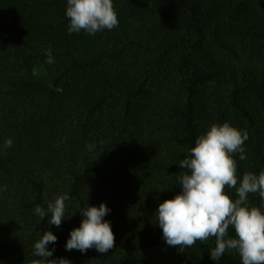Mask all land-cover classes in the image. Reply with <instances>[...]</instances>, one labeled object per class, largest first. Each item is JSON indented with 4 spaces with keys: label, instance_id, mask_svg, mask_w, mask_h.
<instances>
[{
    "label": "trees",
    "instance_id": "16d2710c",
    "mask_svg": "<svg viewBox=\"0 0 264 264\" xmlns=\"http://www.w3.org/2000/svg\"><path fill=\"white\" fill-rule=\"evenodd\" d=\"M113 6L112 30L69 34L67 0H0V264L40 259L34 244L46 230L58 237L50 259L71 264H242L235 250L212 260L215 237L168 246L155 212L213 124L248 133L246 159L231 154L237 186L264 171V0ZM65 193L59 228L35 214ZM101 203L114 248L67 251L79 211ZM248 203L264 211L258 193ZM228 235L237 238L232 226Z\"/></svg>",
    "mask_w": 264,
    "mask_h": 264
},
{
    "label": "clouds",
    "instance_id": "9594fccd",
    "mask_svg": "<svg viewBox=\"0 0 264 264\" xmlns=\"http://www.w3.org/2000/svg\"><path fill=\"white\" fill-rule=\"evenodd\" d=\"M66 17L70 23L68 32L81 31L94 35L102 30L118 26L113 0H67ZM46 63L53 64L51 49L45 50ZM33 69V75H37ZM55 91H62L57 87ZM249 138L246 130H239L224 122L213 124L200 135L190 155L180 161L179 167L187 171L177 176L179 191L172 199H166L156 210L157 226L168 246L192 247L196 241L207 242L215 237V247L209 250L210 258L219 260L226 250L239 253L242 264H264V211L261 207L249 206L248 195L258 193L264 200V171L259 175L246 172L238 185L237 163L231 154L239 153L240 160L246 159L245 141ZM9 138L4 147H11ZM89 144V150L94 149ZM226 186L236 190L237 199L225 192ZM6 190V186H5ZM67 193L59 195L47 205H37L34 212L41 219L49 217L48 224L59 228L65 215ZM111 211L105 203L98 207L89 205L79 212L83 219L79 227L70 231L65 245L67 251L78 250L86 253L89 249L106 254L115 246V235L111 223L104 217ZM232 226L237 238L228 235ZM58 237L50 230L34 244L35 259L31 264H71V261L52 257Z\"/></svg>",
    "mask_w": 264,
    "mask_h": 264
}]
</instances>
